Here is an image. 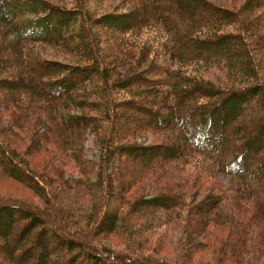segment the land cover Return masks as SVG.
<instances>
[{"label":"trees","instance_id":"trees-1","mask_svg":"<svg viewBox=\"0 0 264 264\" xmlns=\"http://www.w3.org/2000/svg\"><path fill=\"white\" fill-rule=\"evenodd\" d=\"M88 1L0 0L14 23L0 41V121L28 129L35 114L31 141L54 143L80 170L55 182L2 138L0 122L1 172L43 202L0 193V264H186L195 242L243 264L252 233L264 250V0H127L98 15ZM45 44L78 60L54 58ZM149 127L168 139H126ZM91 135L99 161L85 154ZM199 160L257 199L246 221L216 189L185 215L175 262L92 247L100 231L143 243L184 201L129 191L156 168Z\"/></svg>","mask_w":264,"mask_h":264},{"label":"rangeland","instance_id":"rangeland-1","mask_svg":"<svg viewBox=\"0 0 264 264\" xmlns=\"http://www.w3.org/2000/svg\"><path fill=\"white\" fill-rule=\"evenodd\" d=\"M59 2H67V0H56ZM218 3L231 5L233 7L239 6L242 0H214ZM88 6L94 11L96 15L106 11H124L130 7V2L127 0H90ZM6 27H14L13 21L0 14V41L1 36L5 34ZM13 34H9L12 38ZM44 51L54 58L66 59L76 61L78 58L70 55L65 51L58 50L57 47L48 44L43 45ZM57 48V49H56ZM135 65L136 64H132ZM143 65V63L141 64ZM129 66V65H128ZM138 66V65H137ZM2 106V105H1ZM4 116V111H3ZM37 116L35 114L28 118V129L22 124H14L12 118H3L0 122L3 126L2 138L13 148L28 159L36 167L45 171L50 179L57 182V178L64 174L65 179L71 175H79L80 170L76 162L68 156L65 151L56 148L54 143L47 146L39 138L32 140V132L37 129ZM42 131H43V126ZM127 140L140 142V143H155L158 141H166L168 137L158 132L151 127L149 131L144 134L134 136L131 133L127 135ZM42 146V147H41ZM85 154L91 161H99L100 148L96 144L93 135L89 137L86 143ZM38 169V170H40ZM149 179L143 178L141 181L136 182L132 189L129 191L131 199L136 198L141 194H165L178 195L183 199L184 203L175 209L173 215L166 222H162V226L156 231H147L149 228L143 226L139 228L141 235L146 234V239L143 243L139 240H127L121 238L117 234L99 233L91 234L92 247L97 248H111L115 252L127 250L128 247L139 248V255L149 258V255L157 257L161 260L175 262L179 259L182 246L184 244L183 226L186 225L185 215L189 210L195 208L198 204L203 206L205 203V194L218 189L222 191L223 201L228 202L232 213L244 212L243 215L237 216L239 220L246 221V218L254 213V207L251 203L257 202V199L251 194L245 192L244 187L234 178H231L226 173L219 172L212 168L203 160L184 163L182 161L168 164L164 168H156L153 172H149ZM0 193L8 196H21L23 199L31 202L32 204L38 203L43 205L39 196L29 187L20 183L9 176H5L0 169ZM227 198V199H226ZM130 199V200H131ZM195 213V210H194ZM211 224H214L211 221ZM82 224H75L74 227H80ZM212 229L213 226H211ZM215 231V230H214ZM183 232V234H182ZM255 232V231H254ZM182 235V236H181ZM252 239L247 254L243 256V264H264V250L261 246H254V241L257 238L252 233ZM264 236V233H263ZM187 237H190L187 235ZM215 237V235H213ZM193 238V236L191 237ZM188 242V240H187ZM205 244V241H203ZM264 244V242H263ZM195 248L199 250L190 261L186 264H232L227 259L226 253L220 255H212L208 252L206 247L203 249L201 243L195 242ZM220 257L221 261L214 263L215 259ZM235 262V261H234Z\"/></svg>","mask_w":264,"mask_h":264}]
</instances>
